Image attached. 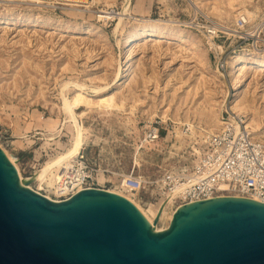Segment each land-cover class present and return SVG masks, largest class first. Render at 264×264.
I'll use <instances>...</instances> for the list:
<instances>
[{
	"label": "rangeland",
	"instance_id": "1",
	"mask_svg": "<svg viewBox=\"0 0 264 264\" xmlns=\"http://www.w3.org/2000/svg\"><path fill=\"white\" fill-rule=\"evenodd\" d=\"M75 1L79 2L58 10L20 2L0 5V15L49 17L73 26L92 24L99 30L92 34L81 29L66 31L65 27L0 23V146L18 160L22 174L32 179L75 139L73 122L62 108L63 86L67 82L85 84L92 103H81L76 111L82 127V148L86 147L99 177L110 181L108 188L116 189L111 183H119L121 173L135 167L153 183L135 194L120 191L145 208L159 206L165 200L160 193L164 176L191 164L197 158L201 136L219 129L221 124L212 119V114L219 113L223 118L227 111L237 112L233 109L231 70L217 73V62L203 29L195 28L192 20L199 15L201 20L210 17L231 25L237 13L247 7L257 14L249 31L263 26L259 39L264 43V0H246L245 6L239 3L242 0H224L232 6L228 7L230 15L223 18L196 10L192 0ZM83 4L111 15L104 14L101 20V13L86 11ZM129 4L132 16L174 21V26L184 29L190 38L182 42L136 41L132 75L126 82L116 83L115 71L122 56L119 41L139 21L127 18L122 33L116 34L120 14L109 11L121 13ZM193 40L198 41L204 57L192 47ZM228 45L229 41L225 50ZM244 78L236 100L254 107L263 131V136H257L264 140V72H247ZM106 85L107 90L96 94L94 88ZM76 91L77 87L71 86L67 96L72 97ZM153 121L162 122L160 137L147 142L145 131ZM188 123L193 126L191 130H187ZM33 182L39 191L48 187L37 179ZM170 213L160 225L162 231L169 228Z\"/></svg>",
	"mask_w": 264,
	"mask_h": 264
},
{
	"label": "water",
	"instance_id": "2",
	"mask_svg": "<svg viewBox=\"0 0 264 264\" xmlns=\"http://www.w3.org/2000/svg\"><path fill=\"white\" fill-rule=\"evenodd\" d=\"M102 188L54 201L22 183L0 146V264H264V203L222 196L178 207L156 231Z\"/></svg>",
	"mask_w": 264,
	"mask_h": 264
},
{
	"label": "built area",
	"instance_id": "3",
	"mask_svg": "<svg viewBox=\"0 0 264 264\" xmlns=\"http://www.w3.org/2000/svg\"><path fill=\"white\" fill-rule=\"evenodd\" d=\"M10 2L58 10L71 4L70 2L79 1L0 0V5ZM83 5L86 11L100 14L97 9L91 10L90 5ZM109 12L115 16L119 14L113 9ZM110 20L115 18L106 21ZM250 22L249 16L241 13L231 25L210 17L201 20L199 15L191 24L195 28L203 29L209 50L216 59L217 69L225 74L239 67L242 55L248 57L264 55V43L259 39L263 26L249 31ZM257 30L259 31L255 34ZM227 41L229 45L225 50ZM187 126V130L193 128L189 123ZM161 128V121L151 122L145 131V140L150 142L158 139ZM197 153V158L191 164L167 173L161 181L160 193L164 199L172 198L173 207L177 209L187 203L222 196L246 197L264 203V140L254 133L246 114L239 112L230 114L227 111V116H223L221 128L215 132L205 131L201 136ZM152 183L153 181L139 174L134 167L126 173H121L119 183L111 184L116 189L135 194ZM108 184L109 180L105 181L99 177L95 163L86 152V147H83L78 154L71 157L51 189L45 187L40 192L36 191L54 201H63L87 188L108 190L110 189L107 187Z\"/></svg>",
	"mask_w": 264,
	"mask_h": 264
},
{
	"label": "bare ground",
	"instance_id": "4",
	"mask_svg": "<svg viewBox=\"0 0 264 264\" xmlns=\"http://www.w3.org/2000/svg\"><path fill=\"white\" fill-rule=\"evenodd\" d=\"M191 1V0H190ZM128 2V1H127ZM243 5H246V0H242ZM131 4V3H130ZM128 5L127 8L122 11L119 16V21L116 23L115 27V33H119L121 31L122 33V28H124V22L127 18H130L132 16V13L129 12V9L131 5ZM191 4L193 7L202 10H206L209 13H214L221 18L225 17L224 15H230V8L229 5L232 6V4H226V1L224 0H192ZM126 5V4H125ZM234 5V4H233ZM244 5V6H245ZM88 7V6H87ZM242 7V6H240ZM75 9V8H74ZM78 10H82L79 8H76ZM239 11V10H238ZM93 13V11H92ZM99 19L104 18V14H109L107 11H101L100 12ZM103 13V14H102ZM245 13L249 16L250 21H252L257 14L255 11L245 7L244 10H241L237 13V15ZM127 14L128 16L125 17L123 15ZM143 18V17H142ZM136 18L138 19V24H134L129 30L128 34L124 37L121 38V41H119V48L121 49V58L119 59V67L115 71V82L116 83H124L126 80H128L131 75H132V69H133V44L136 41H140L142 39H148V40H159V41H175V42H182L183 40L189 39L190 36L188 33L184 31L182 28H177L175 27L174 21L170 20H161V19H152V18ZM135 19V20H136ZM31 23L33 26H43V27H49V28H55L59 29L62 27H65L66 31H73V30H78L81 29V31H84L86 33H92L95 34L99 32L97 30V26L88 24L85 26H73L72 24H67L66 22H63L62 20H53L50 19L49 17H37V18H32L30 16H25V18L20 17V15L15 16V17H10V15H0V23H5V24H17V23ZM254 24V23H253ZM198 41L193 40L192 47L197 50V53L200 54L202 57H204V52L200 51V46L197 45ZM213 42V41H212ZM217 73L223 75L219 70H216ZM247 72H264V55L263 56H255V57H248L247 55H242L240 57V62H239V67H235L234 69H231L230 75L231 79L233 81L234 85V93L233 95L235 98L233 99V109L239 113H244L248 116V123L252 127L254 133L258 136H263L262 134V128L260 125V119L258 120L256 116V110H254L253 106L250 105L249 102L242 100L238 101L236 100L239 96V92L241 91V86L245 80L244 76L247 74ZM71 86L77 87L76 93L70 97L67 96L66 90H70ZM85 84L81 83H66L63 86L62 89V95H63V106L62 108L66 112L67 117L71 120L72 126L75 128V139L71 143L70 147L68 150H66L64 153L58 155L55 159L48 161L36 174L35 176L31 179L29 177H26L22 174L21 168L19 166L18 160L14 158L5 148L4 151L6 152L7 156L9 159L14 163L16 168L18 169V173L20 176V180L22 183H26L28 187H31L32 189L37 190L33 184L34 180L37 179L41 184L47 185L49 188H52L53 185L55 184L56 180L60 178L62 175V171L65 167L68 165V161L71 159V157L75 156L81 151L82 148V141H83V136H82V127L79 122L78 118V113L76 111V108L79 104L84 103L86 105H89L92 103V101L89 99L87 96V92L85 91ZM109 88V85L106 86H100L94 88V91L96 94L98 92L107 90ZM242 93V91H241ZM240 93V94H241ZM104 104L108 105H113L114 103H109L108 101L102 100ZM253 107V108H252ZM212 119L217 123L221 124L219 128L222 126V116L219 115V113H214L212 114ZM52 138L55 136V133L51 134ZM1 145V144H0ZM33 183V184H32ZM39 191V190H37ZM108 191H112L115 193H118L120 195H123L133 201L137 207L142 211V213L146 216V218L153 223L154 219L156 218L158 211L161 207H163L162 214L160 217V221L156 225V231H162V228L160 227L161 223L164 221L166 216H168V222L167 225L169 226L171 224V221L173 219L174 213L176 211V208L172 206V198L169 197L164 200V202L159 205V206H150L149 208L143 207L137 200L118 190V189H108ZM40 192V191H39ZM51 197V196H50Z\"/></svg>",
	"mask_w": 264,
	"mask_h": 264
},
{
	"label": "crops",
	"instance_id": "5",
	"mask_svg": "<svg viewBox=\"0 0 264 264\" xmlns=\"http://www.w3.org/2000/svg\"><path fill=\"white\" fill-rule=\"evenodd\" d=\"M138 16V15H137Z\"/></svg>",
	"mask_w": 264,
	"mask_h": 264
}]
</instances>
